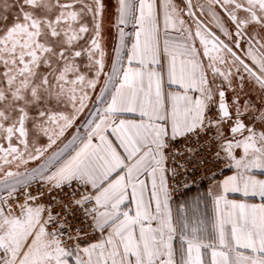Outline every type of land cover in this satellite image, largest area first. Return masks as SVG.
Segmentation results:
<instances>
[{
  "label": "snow or ice",
  "instance_id": "obj_1",
  "mask_svg": "<svg viewBox=\"0 0 264 264\" xmlns=\"http://www.w3.org/2000/svg\"><path fill=\"white\" fill-rule=\"evenodd\" d=\"M0 264H264V0H0Z\"/></svg>",
  "mask_w": 264,
  "mask_h": 264
}]
</instances>
